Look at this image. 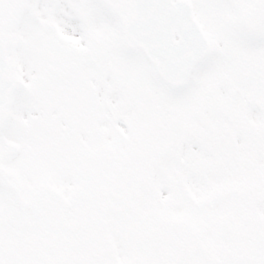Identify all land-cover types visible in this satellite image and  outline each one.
I'll list each match as a JSON object with an SVG mask.
<instances>
[{
	"label": "snow or ice",
	"instance_id": "6c2138e0",
	"mask_svg": "<svg viewBox=\"0 0 264 264\" xmlns=\"http://www.w3.org/2000/svg\"><path fill=\"white\" fill-rule=\"evenodd\" d=\"M0 264H264V0H0Z\"/></svg>",
	"mask_w": 264,
	"mask_h": 264
}]
</instances>
